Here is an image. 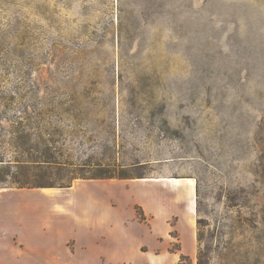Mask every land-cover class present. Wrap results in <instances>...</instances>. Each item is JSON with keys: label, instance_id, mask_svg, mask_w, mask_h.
Returning <instances> with one entry per match:
<instances>
[{"label": "rangeland", "instance_id": "rangeland-1", "mask_svg": "<svg viewBox=\"0 0 264 264\" xmlns=\"http://www.w3.org/2000/svg\"><path fill=\"white\" fill-rule=\"evenodd\" d=\"M189 181L180 264H264V0H0V264H73L103 211L89 229L118 231L90 264L133 246L176 264L178 211L160 213ZM151 189L161 210L129 201L136 223L107 206Z\"/></svg>", "mask_w": 264, "mask_h": 264}, {"label": "crops", "instance_id": "crops-1", "mask_svg": "<svg viewBox=\"0 0 264 264\" xmlns=\"http://www.w3.org/2000/svg\"><path fill=\"white\" fill-rule=\"evenodd\" d=\"M156 180H171V178H158ZM174 183V182H173ZM190 181L189 183H184L182 184V189H178V190H171L168 192V197L171 198V205L165 209V211H162L161 214V218H166V216L169 213H172L174 210L178 211L176 212L178 214V219L176 220V223L174 224V227H176L178 229V233L179 236L181 237V244H180V249H178L179 251L176 252H172L173 255L177 256L178 261L176 262V264H180V262L183 259H186L187 257V253H189V249H190V234H191V230L193 227V223L194 220L193 218H190V215L194 214L195 212V199H194V195L191 197L190 194H192V186L190 185ZM111 183H105L102 185H109ZM174 184H178V183H174ZM102 185H98V186H102ZM126 192V191H125ZM194 193V190H193ZM122 197L119 199L117 195L115 194H108L107 195V206L110 208V210H113V208H115V210H119V212L122 214V222L123 224H129L130 222L132 223H136L135 221H131V218L133 216V213L129 210L126 209L129 201H134L137 202L140 206V208L143 210V215H145L147 212L150 214H158L159 211L161 210V207L159 206V201L158 200H154L152 201V197H153V190H149L147 191V193L145 194H138V193H133L130 192L128 195H121ZM89 197V192H86V198ZM178 198L180 200H182L184 202L183 204V209L184 211L179 210L178 208L180 207V204H177L174 200ZM104 202V203H103ZM122 202V203H121ZM101 203V202H100ZM103 204H106L105 201H102ZM105 206V205H104ZM81 207V208H80ZM77 204L75 205V211L77 213ZM80 209H84L82 210V214L84 213H88L89 207H85L84 206H79ZM105 211H103V214L101 213V215L98 217V220L96 223L92 224V225H88L89 228H92L91 230L95 231L94 228L99 227L101 224H103L104 222L108 221V215H106V213H104ZM160 217V215H159ZM159 217L156 218V221H159ZM77 218L78 220L82 219V216L78 215L77 213ZM138 224V223H137ZM98 225V226H97ZM140 226V224H138ZM104 226V224L102 225ZM127 226V225H126ZM117 223H110V225H108L104 231H102L100 233V236L98 234L95 235V233L93 231H91L89 228L86 232V239L85 241L80 239H78V235L76 236V239L74 240L73 243V251H72V256H71V261L73 262V264H77V260L80 262V264H90L92 263L95 259L94 257H98L99 253H102L104 255H106V258L108 256V254L110 253L109 251H106L103 248V244L105 245L106 242H108L109 240H111L112 237L115 236L117 230ZM142 228V226H140ZM21 230H18V234H26L27 233V229L25 227H21ZM34 229H38L34 228ZM55 229V228H54ZM57 229V228H56ZM55 229V233H57L58 231ZM143 229V228H142ZM40 232H36V235H34V239L37 238V241L39 242H43L44 241V245H46V241L44 240L46 238V236L48 237L46 230L43 229V231H41V228L39 229ZM61 230V228H60ZM90 230V231H89ZM62 231V230H61ZM62 241V234H57ZM99 238H98V237ZM184 238V240H183ZM48 239H56L55 237L51 238L48 237ZM43 240V241H42ZM140 240H145L147 242H150V238L148 237V235L145 233V238L144 239H140ZM28 241V240H27ZM52 242V241H51ZM27 243V242H26ZM30 246H32V244L29 242L28 244V248H30ZM55 247V246H54ZM43 250H41L42 252H49L52 256L53 254H57V250L53 249V246L49 247V251L47 250L46 247H42ZM22 249V248H21ZM187 249V250H186ZM136 256L137 259H133V258H127V259H123V261H132V264H137V262L141 261V259H143V257L141 256L142 253H145L146 256V264H153V259H156L157 254H151L149 250H139L136 251L135 247L133 246V250H132ZM34 257V260L32 261V258ZM45 256V254H44ZM43 256V258L41 257V255L39 254H34L32 255V257H30L29 255H17L14 254L13 256L11 255L9 257V259L12 260L13 264H46L45 257ZM150 257V258H147ZM37 261V262H36ZM137 261V262H136ZM32 262V263H31Z\"/></svg>", "mask_w": 264, "mask_h": 264}, {"label": "trees", "instance_id": "trees-1", "mask_svg": "<svg viewBox=\"0 0 264 264\" xmlns=\"http://www.w3.org/2000/svg\"><path fill=\"white\" fill-rule=\"evenodd\" d=\"M109 177H110V176H109ZM14 181H16V180H14ZM18 181H19V180H17L16 182L19 183ZM30 184H31V185H29V184L27 183L28 187H46V186H51V185H46V184H44V183H36V184L30 183ZM19 187H23V186H19Z\"/></svg>", "mask_w": 264, "mask_h": 264}]
</instances>
